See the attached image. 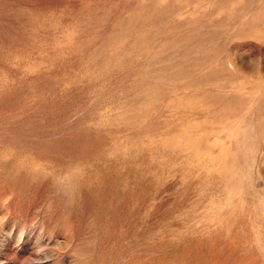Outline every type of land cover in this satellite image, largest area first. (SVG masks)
Returning a JSON list of instances; mask_svg holds the SVG:
<instances>
[{
	"label": "rangeland",
	"instance_id": "1",
	"mask_svg": "<svg viewBox=\"0 0 264 264\" xmlns=\"http://www.w3.org/2000/svg\"><path fill=\"white\" fill-rule=\"evenodd\" d=\"M0 264H264V0H0Z\"/></svg>",
	"mask_w": 264,
	"mask_h": 264
}]
</instances>
